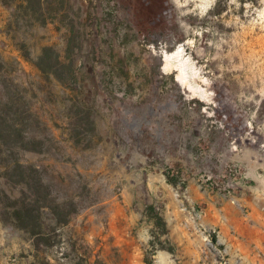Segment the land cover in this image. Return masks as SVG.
Masks as SVG:
<instances>
[{"label": "rangeland", "instance_id": "374dc122", "mask_svg": "<svg viewBox=\"0 0 264 264\" xmlns=\"http://www.w3.org/2000/svg\"><path fill=\"white\" fill-rule=\"evenodd\" d=\"M45 48L76 82L38 67ZM179 48L203 94L164 68ZM12 101L15 156L76 213L36 247L12 223L25 188L0 160V264H146L150 204L175 249L153 264H264V0H0Z\"/></svg>", "mask_w": 264, "mask_h": 264}, {"label": "trees", "instance_id": "16d2710c", "mask_svg": "<svg viewBox=\"0 0 264 264\" xmlns=\"http://www.w3.org/2000/svg\"><path fill=\"white\" fill-rule=\"evenodd\" d=\"M52 54H54L52 48H45L39 59L38 67L46 73L44 67L54 63V75L59 80L62 82H76L73 60L65 62L55 56V62H51ZM17 106L19 110V103L15 101L6 105L0 104V160L8 177L19 176L25 188L22 197L15 201L19 207L14 209L12 223L15 228L29 233L36 241V247L41 245L51 247L55 244V232L60 227L67 225L76 211L70 212L67 208L68 204L58 202L52 196L50 189L44 184L38 170L25 167L15 156V148L26 143L25 134H23L25 130L20 128L23 127L24 121L16 118L12 120L13 122H10L9 118L11 110L14 112L13 115H16ZM4 148L8 153L5 158L1 155ZM167 178L169 183L178 186L181 182L182 173L177 172L173 176L168 173ZM45 210L48 211V216H43ZM145 213L155 226L152 231L153 237L150 240V249L146 252L145 257L146 264H153L152 257L158 250L174 253L175 249L173 246L165 244L167 240L161 241V237L167 235L169 230L156 206L153 204L148 205Z\"/></svg>", "mask_w": 264, "mask_h": 264}, {"label": "bare ground", "instance_id": "6f19581e", "mask_svg": "<svg viewBox=\"0 0 264 264\" xmlns=\"http://www.w3.org/2000/svg\"><path fill=\"white\" fill-rule=\"evenodd\" d=\"M164 63L166 70L172 67L178 69V80L183 86L188 87L193 94L204 93L194 82L197 72L190 58L185 56L183 49L179 48L171 53H166Z\"/></svg>", "mask_w": 264, "mask_h": 264}, {"label": "crops", "instance_id": "0c3cea01", "mask_svg": "<svg viewBox=\"0 0 264 264\" xmlns=\"http://www.w3.org/2000/svg\"><path fill=\"white\" fill-rule=\"evenodd\" d=\"M189 189V188H188ZM192 190V188H190ZM207 216V215H206Z\"/></svg>", "mask_w": 264, "mask_h": 264}]
</instances>
